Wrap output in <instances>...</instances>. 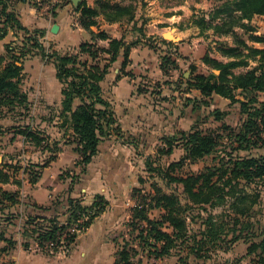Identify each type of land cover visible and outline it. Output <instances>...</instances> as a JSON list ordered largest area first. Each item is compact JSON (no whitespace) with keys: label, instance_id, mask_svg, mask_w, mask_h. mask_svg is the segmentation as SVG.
I'll return each mask as SVG.
<instances>
[{"label":"trees","instance_id":"obj_1","mask_svg":"<svg viewBox=\"0 0 264 264\" xmlns=\"http://www.w3.org/2000/svg\"><path fill=\"white\" fill-rule=\"evenodd\" d=\"M16 1L35 4V0H0V39L9 28L21 32L5 45V53L0 55V116L4 111L18 113L20 109L26 112L29 109L27 95L21 87L23 61L39 55L51 62L62 84L59 117H63V121L60 127L66 123L72 127V141L79 154L76 164L84 172L102 138L110 130L121 132L115 125L110 102L102 95L100 81L120 48L125 47V59L129 51L122 38H110L106 31L94 32L90 28L96 25L95 17L99 13H103L109 22L133 21L138 30L145 21L141 19L137 24L132 4L99 0L97 7L92 8L83 2L76 9L80 12L79 24L89 30L91 38L75 48L60 51L53 49L52 44L46 45L45 29L21 24L14 8ZM63 1L64 4L71 3L70 0ZM255 15L264 17V0H226L202 11L199 19L194 21L201 28H212L215 34L232 36L233 44L218 43V50L227 61L204 56L203 62L209 66L206 74L195 73L196 69L192 67L187 88H197L202 94L193 107L209 106L212 95L218 94L229 99V107H238L239 122L231 126L224 121L228 110L212 109L201 122L209 120L220 124L207 127L197 124L188 131L166 135L162 138L164 144L157 147L155 154L146 156L147 177L157 178L161 183L139 177L141 187L133 189L130 216L123 223L127 232L136 234L126 237L119 232L115 236L122 239L114 264H144V257L158 261L169 255L177 256L179 264H204L199 263V258L207 259L211 249L222 248L218 242L231 245L239 239L250 243L251 264H264V221L243 219L259 203L264 186V98L259 97V93L264 92V47L249 44V41L264 43V34L257 35L251 26ZM236 27L245 30L247 37L238 34ZM104 39H109L108 47L99 44ZM161 59L163 70L177 68L170 55L164 54ZM240 66L250 67L243 73H234L233 69ZM75 98L80 104L73 109ZM23 114L19 112V115ZM18 132L31 144L47 151L42 163L31 164L30 181L36 183L41 169L55 157L58 141H49L41 130H32L30 124L19 127ZM178 147L182 150L178 160L167 164L160 162L163 156ZM206 158L210 162L201 170L181 174L184 166ZM146 181L148 188L144 186ZM14 197L13 193L0 189V213L4 214V217L0 216V223L2 219L9 220L3 212V199L14 204L17 202ZM108 204L109 201L100 194H96L89 204L81 199H70L62 215L63 221L57 216L29 215L23 222V234L40 245L53 243L51 249L42 253L54 255L63 248L68 254L78 233L89 227ZM154 211L157 215H153ZM6 224L9 222L0 224V242H5L0 247V254L15 245L14 239L4 236ZM68 226H74L73 230L66 231ZM63 233L66 234L61 237ZM29 244L25 242V246Z\"/></svg>","mask_w":264,"mask_h":264},{"label":"crops","instance_id":"obj_2","mask_svg":"<svg viewBox=\"0 0 264 264\" xmlns=\"http://www.w3.org/2000/svg\"><path fill=\"white\" fill-rule=\"evenodd\" d=\"M98 1L81 0L80 4L84 2L95 8ZM109 1L121 5L132 4L137 24L141 23V19L145 21L141 30H138L134 28L133 21L122 19L109 22L103 13H99L95 17L96 25L90 28L94 32L104 30L110 38H122L126 46H129L127 58L124 57L125 47L120 48L116 59L100 81L102 95L110 102L115 125L121 132L118 134L110 130L99 142L97 152L86 170L81 172L76 164L79 154L72 141L73 129L69 123L60 127L63 121V117H59L63 99L62 84L56 77L54 65L39 55L29 56L23 61L21 87L27 95L29 109L27 112L20 109V113H25L23 115L4 111L0 116V189L13 193L17 200L13 204L3 199V212L7 213L9 220L2 219L0 224L9 222L5 226L4 236L14 239L15 245L8 252L0 254V264H114L118 243L122 239L115 237L119 232L115 230L119 225L122 227L130 216L132 191L141 187L139 177L148 176L146 156L155 154L157 147L164 144V136L188 131L197 125L200 108L208 112L216 108L228 110L224 121L230 111L235 110L237 121L232 124L225 122L231 126L239 122L238 107H229V99L218 94L212 95L209 106L193 107L202 94L197 88H187L186 81L192 76V67L196 69L195 73H199L201 61L208 69L209 66L203 62L205 55L217 60H228L216 46L210 47L212 52L206 48L199 55L203 45L201 42L205 41L199 37L197 28L189 26L174 29L177 41H169L171 44L167 45L163 41L166 39L162 36V24H158L163 21L156 18L159 15L156 12H160L161 8H150L155 0ZM209 3L207 7L210 9L213 0H209ZM14 8L23 26L46 30L44 40L48 41L47 45L52 44L53 49L64 51L75 48L91 38L89 30L79 24L80 12L73 3L65 4L54 17L55 21L49 23L46 18L35 15L34 9L23 2ZM168 15L175 16L173 13ZM257 16L264 20L263 16ZM54 23L58 25L56 32L51 31ZM20 34L15 29H8L7 34L0 39V55L5 53V45ZM214 39L219 40V37ZM222 39H227L228 45H232L228 38ZM99 44L108 47L109 39L100 40ZM213 45H216V41H213ZM164 54L175 60L177 68L163 70L161 57ZM103 57L107 58L108 54H103ZM181 62L193 65L185 72L180 68ZM249 67H236L233 72L243 73ZM259 97L264 98V92H260ZM79 104L80 100L75 98L72 108ZM28 124L32 130H41L49 141H58L59 147L55 157L41 169L36 183L30 181L31 164L42 163L47 151L31 144L18 132L19 127ZM176 150L180 151L179 157L166 164L180 158L182 150L179 147L166 156L170 157ZM73 174L77 177L74 181ZM96 194L102 195L109 204L89 227L78 233L70 252L64 258L31 249L33 239L23 234V228L20 232L29 215L60 218L70 199H81L83 203L89 204ZM157 213L154 211L153 215ZM0 216L4 217V214L0 213ZM109 232H113V236L107 237ZM25 242L30 244L25 246ZM3 245L5 242L1 241L0 247ZM172 256L176 257L169 255L158 261L143 259L144 264H167L165 261ZM173 262L179 264L177 257Z\"/></svg>","mask_w":264,"mask_h":264},{"label":"rangeland","instance_id":"obj_3","mask_svg":"<svg viewBox=\"0 0 264 264\" xmlns=\"http://www.w3.org/2000/svg\"><path fill=\"white\" fill-rule=\"evenodd\" d=\"M226 0H213V6L215 5H221L223 4V2H225ZM21 3L20 1H16L14 4H19ZM35 4L33 3H25V5L29 8L34 9L35 11V15L42 17V18H46V20L49 22L51 21H55L54 17L56 15L53 16V11L55 10V14H57V12L63 7L65 6L64 1L58 2V0H35L34 1ZM64 4V5H63ZM207 4L209 3V0H155V3L150 5V8H152L151 10H158L157 9H153L155 6L161 8V10H159L160 12H156L157 14L161 15V17H156L157 19H160L163 22H160L158 24H162L161 27H163V29H161L162 31H166L169 29H176V28H186L189 26H193L195 28H197L198 32H199V37L201 39H203L205 41V43L201 42V51H199V55L203 54V50L204 49H208L209 51L212 52V49L210 48L211 46H216V48L218 49V43H222L225 42L228 45V40L227 39H222V37H226L228 38L232 44H233V37L230 35H218L215 34L213 32V29L210 27H205V28H201L199 26L198 23L194 22L195 20H198L199 18V14L202 11H207L209 10V8L207 7ZM63 5V6H62ZM69 5V4H66ZM71 7V6H70ZM155 7V8H156ZM211 8V7H210ZM164 10H166V12H164ZM169 13H173L175 14V16L170 17V15L167 16V14ZM180 16V17H178ZM195 16V17H193ZM168 17V18H167ZM257 17V18H256ZM259 23V24H258ZM251 26L254 27L255 32L257 35H261V33L264 34V20L259 18V16L255 15L252 20H251ZM261 32H258V29ZM235 31L242 35L244 38L247 37V33H245V30L236 27ZM214 37H219V40L214 39ZM46 41V40H45ZM213 41H216V45H213ZM251 42V41H249ZM46 45L48 44V41L45 42ZM256 43V46H255ZM253 45L255 47H264V43H258V42H253L250 44ZM200 57V56H199ZM162 60V59H161ZM193 64H187V63H182L180 65V68L182 69V71H188L190 70V66H192ZM195 66V65H194ZM197 68V66H196ZM209 70V68L207 69L205 66H203L201 64V61H199V72L201 73H206ZM207 109H199V114H198V119L197 122L198 124H200L202 127H207V126H212L213 124L216 123H211L209 122V120L207 122H201V120L203 118H206V113H207ZM231 113L226 117L225 121L229 122V123H235L237 121V115L235 110H231ZM200 120V121H199ZM200 122V123H199ZM211 124V125H210ZM180 155V151L176 150L174 152V154H172L170 157L164 156L163 160L165 161H160L162 164H166V162L171 161V159H175L178 158ZM209 159H203L200 160L196 163L190 164V165H186L184 166V168L182 169V173L191 171V172H197L199 170H201L205 165L209 164ZM178 174V173H177ZM176 174V175H177ZM147 177V176H146ZM72 178H77L75 176V174H73ZM148 178V177H147ZM148 181H157L159 184L161 183V181H159L157 178H148ZM148 181H146V183H144V186L146 188H148ZM126 211V210H125ZM216 211H219V209H216ZM130 212V211H129ZM264 214V186L261 187V196H260V200L259 203L254 206L253 210L250 211L248 213L247 216L243 217V219L245 220H251L255 221L257 219H261V221H264V217H262L261 215ZM61 221L64 220V216H61L59 218ZM126 219V216L125 218ZM123 219V220H124ZM122 220V221H123ZM125 223V221L123 222ZM74 226H68L66 231H71L73 229ZM22 226H21V230L20 232H22ZM116 232H123L124 236L126 237H134L136 233L132 234V232L126 230L125 225L123 224L122 227H119L115 230ZM118 232V233H119ZM66 233H63L61 235V237H64ZM110 235H108L107 237L113 236V232H109ZM257 240V238H254ZM220 243L222 246V248H220L219 246H217L214 249H211L210 251V257L207 259H202L199 258V263H204V264H251V255H248V248L250 246V243L248 240L245 239H239L237 241H235L234 243L230 244H224L221 242ZM33 245H34V240L31 241V249H33ZM211 245V244H209ZM46 253V252H44ZM56 256H58L59 258H64L67 255V252L63 250V248H60L59 251L56 252V254H54ZM169 257L165 262H167V264H174V259L177 257ZM178 259V257H177Z\"/></svg>","mask_w":264,"mask_h":264},{"label":"water","instance_id":"obj_4","mask_svg":"<svg viewBox=\"0 0 264 264\" xmlns=\"http://www.w3.org/2000/svg\"><path fill=\"white\" fill-rule=\"evenodd\" d=\"M71 3H73V5L75 7H78V5L80 4L81 0H70ZM58 29V25L56 23H54L51 27V31L52 32H56ZM174 29H169L166 30L162 33V36L164 37V39L168 40V41H177V37L173 34ZM215 72L217 73L218 71L215 70Z\"/></svg>","mask_w":264,"mask_h":264},{"label":"built area","instance_id":"obj_5","mask_svg":"<svg viewBox=\"0 0 264 264\" xmlns=\"http://www.w3.org/2000/svg\"><path fill=\"white\" fill-rule=\"evenodd\" d=\"M61 1H63V0H58V2H61ZM52 247H53V243L52 242H47L44 245H40V244H38L37 241H34L33 250L36 251V252H43V251H46L48 249H51Z\"/></svg>","mask_w":264,"mask_h":264}]
</instances>
